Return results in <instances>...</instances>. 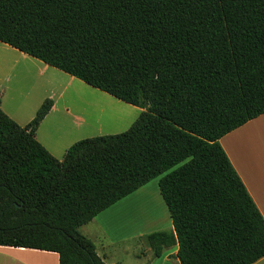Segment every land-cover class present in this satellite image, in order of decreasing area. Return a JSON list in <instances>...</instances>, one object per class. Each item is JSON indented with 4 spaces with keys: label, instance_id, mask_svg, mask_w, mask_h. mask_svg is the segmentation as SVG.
I'll return each mask as SVG.
<instances>
[{
    "label": "trees",
    "instance_id": "trees-1",
    "mask_svg": "<svg viewBox=\"0 0 264 264\" xmlns=\"http://www.w3.org/2000/svg\"><path fill=\"white\" fill-rule=\"evenodd\" d=\"M0 43L143 110L62 161L0 109V246L105 264L80 228L158 180L179 264H254L264 219L219 140L264 114V0H0Z\"/></svg>",
    "mask_w": 264,
    "mask_h": 264
},
{
    "label": "rangeland",
    "instance_id": "rangeland-1",
    "mask_svg": "<svg viewBox=\"0 0 264 264\" xmlns=\"http://www.w3.org/2000/svg\"><path fill=\"white\" fill-rule=\"evenodd\" d=\"M11 58L12 57L8 58V56H6L3 69L4 77H7L9 73V64L7 62ZM29 61V59L28 62L20 61V63L22 62L21 65L19 64V66L9 74V76L16 75L20 70L21 77H24L23 72L30 71V74L27 73L29 74V79L22 78L19 81L20 84L18 86L14 85L13 80L9 84L3 81L1 87L2 91H5L4 101L12 97V90L17 87L18 93L14 96L17 101L14 103L10 102L11 104L6 102V104H4V109L11 114H13L14 111H17L15 113L18 114L23 121L31 115L34 109H36L35 114L37 113L38 109L41 107L39 105L35 108L38 99L42 95H46L45 93L50 90L49 87H46L42 83L41 79L33 78L40 70L37 63L30 64ZM33 64H35L36 67L33 66ZM58 74L53 73L54 76L48 74L46 78L51 80L52 84L58 89H64L67 87L63 100H65L69 115L67 117L62 116L63 118H60L62 120L56 125H58L62 131L68 130V134L63 135L61 140L58 139L55 143H51L53 140L52 138L49 139V134L52 133V131H49V123L56 120V118L52 119L51 117V120L47 121L46 125H43L39 131L38 138L41 143H46L51 147L58 146L59 148L60 146H65L71 142V147L75 143L85 139L118 135L126 132L143 112V110L119 102L109 95L85 85L77 79L73 83L67 84L68 75L60 72ZM30 90L31 94H29ZM17 102L19 103L20 108L17 107ZM59 115H61V113ZM75 116L80 117L84 123H80L79 126H76L74 121ZM76 123L78 124V122ZM59 135H61V132L57 133V136ZM58 158L63 159L62 156ZM156 187L158 188V185L151 182L147 186L128 196V199H126L124 203H121H126V207L124 205L117 207L112 211V216L104 222L105 225L110 227V237L103 236L101 238V235H99V242L95 240L94 243L100 253L102 252V248H108V250L105 249L102 253L107 255L109 263H113L116 260L122 261L121 264H143L144 260H142L140 256H144V254L150 255V258L153 256V252L150 249L147 240L148 236L155 233L171 232L169 227L160 228L157 226L162 218V213L160 212L161 214H159V192L158 189L155 191ZM149 197L151 198L148 200L147 205L140 204L141 200L143 201ZM144 206L146 209L144 214L145 217L139 216V218L137 209L138 207L142 209ZM140 215L142 216L143 214L140 213ZM164 215L165 217L168 216L167 214ZM164 223L166 226L170 224L167 218L165 222L161 221V224ZM99 230L101 231V229ZM80 232L84 235L85 228H80ZM116 237L125 238L124 242L121 244H115L118 242L114 241V238ZM127 237H130L131 239L127 241ZM100 245H103V247H100Z\"/></svg>",
    "mask_w": 264,
    "mask_h": 264
},
{
    "label": "crops",
    "instance_id": "crops-1",
    "mask_svg": "<svg viewBox=\"0 0 264 264\" xmlns=\"http://www.w3.org/2000/svg\"><path fill=\"white\" fill-rule=\"evenodd\" d=\"M6 56H8V58L9 57H12V58L9 59L7 62L9 64V68H8L9 73L7 77H4L3 69L5 66ZM28 59L30 60L29 61L30 64L37 63V66L40 70L39 73L35 75L33 78L41 79L42 83L46 87L50 88V90L47 91V93H45L46 95H42L38 99V102L36 103L35 108H37L39 105L41 106L45 100H51L53 103L50 112L41 122L38 130L36 131L35 137H36L37 142L41 146H43L44 149L52 157L58 159V161H62L63 159H59L58 157L62 156V158H64L67 150L70 148L71 142L65 146H60L58 148V146L51 147L50 145L46 143H41V141L38 138L40 129L43 127V125H46L47 121L51 120V117L52 119L56 118L55 121L49 123L50 124L49 131H52L51 134L48 133L49 139L52 138L53 140V142L51 143H55L58 139L61 140L63 138V135L68 134V130L62 131V129L58 125H56L62 120L60 119V118H63L62 116L67 117L69 115V111H68V108L66 107L65 100H63L65 97L64 95H65V91L67 87H65L64 89L62 88L58 89L54 84H52L51 80L46 78L48 74H50L51 76H54L53 73L58 74L60 71L55 70L25 54H22L16 51L15 49H12L11 47L7 45L0 43V109L11 120H13L16 124H18L21 127L26 126L35 117L36 109H34V111L31 113V115H29V117L25 121H23V119L18 114L15 113L17 111H14L13 114L7 112L4 109V104H6V102L11 104L10 102L14 103L15 101H17L15 100L14 96L18 93V89L17 87L13 89L12 94H11L12 97L4 101L5 91L4 90L2 91V88H1L3 81L9 84L13 80L14 85L18 86L20 84L19 81L22 78L29 79L30 71L23 72L24 77L23 76L21 77L20 70L18 71L16 75L9 76L10 72H13L19 66V64L21 65L22 62L20 63V61L28 62ZM33 66L36 67L35 64H33ZM67 80H68L67 84H71L76 79L70 76H67ZM29 94H31V90ZM17 107L20 108V105L18 102H17ZM59 107H60V110H59ZM60 113L61 115H59ZM74 121H75L76 126H79L80 123L81 124L84 123V121L78 116L74 117ZM76 122H78V124ZM59 132H61V135L57 136V133ZM219 144L222 150L224 151V153L226 154L236 174L238 175L244 187L246 188L253 203L255 204L256 208L258 209L259 213L264 219V114L248 122L247 124L238 128L237 130L222 137L219 140ZM158 180L159 179H156L152 182L158 185ZM157 189L158 188L156 187L155 191H157ZM126 199L128 198L123 199L122 201L118 202L114 206L100 213L93 219L91 223L83 226L85 228L84 235L80 232L84 237L89 239L94 244L96 254L102 259V261L105 264H121L122 261L115 260L114 262L112 261L113 263H109L108 261L109 258L107 257V255L102 253L105 251V249L108 250V248L107 247L102 248L101 249L102 252L100 253L98 252L97 247L94 242L95 240L99 242L98 241L99 235H101V238L103 236L110 237L109 236V233L111 231L109 230L110 227L105 225L104 222L107 221L112 216L111 214L112 211H114L117 207L126 205V203L121 204V203H124ZM158 200L160 204L159 214L162 213V218L160 219V221L158 220L160 223L157 226L160 228L169 227L172 231V225H171L169 214L167 212V209L159 193H158ZM164 214H167L168 216L165 217ZM166 218L168 222H170L168 226H166L165 223L161 224V221L165 222ZM99 229H101V231ZM124 239L125 238H122V237L114 238V241H118L115 244L123 243ZM130 239H131L130 237L126 238L127 241H129ZM100 247H103V245H100ZM176 252H177V246H174L169 249H165L162 252L161 256L156 259L153 258V256L150 258V255L148 254H144V256L142 255L140 257L142 258V260H144L143 264H179L178 260L175 259ZM0 264H59V257H58V254L52 253V252H44V251L32 250V249L11 248V247L0 246ZM254 264H264V258H262L261 260H259L258 262Z\"/></svg>",
    "mask_w": 264,
    "mask_h": 264
},
{
    "label": "bare ground",
    "instance_id": "bare-ground-1",
    "mask_svg": "<svg viewBox=\"0 0 264 264\" xmlns=\"http://www.w3.org/2000/svg\"><path fill=\"white\" fill-rule=\"evenodd\" d=\"M150 198H151V197L146 198V199L143 200V201L141 200V201H140V204L147 205V204H148V200H149ZM142 199H143V198H142ZM137 210H138V217H139V216H140V217H145V215H144V214H145V211H146L145 206L142 207V209L138 207ZM140 213L143 214V215L141 216ZM140 217H139V218H140Z\"/></svg>",
    "mask_w": 264,
    "mask_h": 264
}]
</instances>
